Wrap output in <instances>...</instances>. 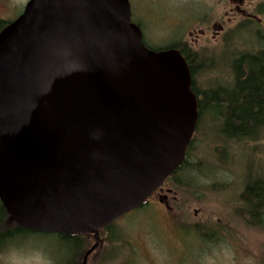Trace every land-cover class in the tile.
<instances>
[{
  "label": "water",
  "instance_id": "water-1",
  "mask_svg": "<svg viewBox=\"0 0 264 264\" xmlns=\"http://www.w3.org/2000/svg\"><path fill=\"white\" fill-rule=\"evenodd\" d=\"M188 65L145 47L128 0H29L0 33V204L18 228L91 235L182 164L197 121Z\"/></svg>",
  "mask_w": 264,
  "mask_h": 264
},
{
  "label": "rangeland",
  "instance_id": "rangeland-1",
  "mask_svg": "<svg viewBox=\"0 0 264 264\" xmlns=\"http://www.w3.org/2000/svg\"><path fill=\"white\" fill-rule=\"evenodd\" d=\"M12 1L14 16L28 0ZM128 1L146 45L168 47L179 38L213 58L212 65L219 70L197 76L200 91L212 80L229 81L225 74L233 57L264 44V14L256 13L264 0ZM204 121L208 123L192 146L191 165L179 176L196 182L183 185L189 202L178 213L170 196L169 208L152 197L143 208L118 219L111 232L101 233L104 241L86 264H264V219L259 227L248 226L232 214L239 208L235 197L247 172H264V140L229 146L228 155L225 147L213 151L225 141L218 131L224 122L211 124L209 117ZM85 241L87 248L75 264H82L94 243L93 237ZM71 254V247L55 236L27 233L7 241L0 234V264H66Z\"/></svg>",
  "mask_w": 264,
  "mask_h": 264
},
{
  "label": "trees",
  "instance_id": "trees-1",
  "mask_svg": "<svg viewBox=\"0 0 264 264\" xmlns=\"http://www.w3.org/2000/svg\"><path fill=\"white\" fill-rule=\"evenodd\" d=\"M256 13L259 15L264 14V3L257 8ZM240 29L241 27H238V33H240ZM259 45L260 47L255 50H247L246 53L233 57L231 64L227 65L228 67L226 68L225 75L229 81L218 83V80H212L209 82L211 84L209 85L210 87L206 86V89L200 91L196 85L197 76L201 73H207V71H218L219 66L213 67V58L211 56L206 58L201 49L194 50L187 42L182 41L181 44L179 42L173 44V47L180 50L188 65L192 79L191 90L196 95L198 106L197 126L190 145L186 150L185 158L182 164L164 183L168 184L175 192L177 201L174 208L178 213L190 199L187 197V188L185 187L194 186V183H196L186 179L183 181L179 176L181 171L187 170V167L191 165L189 159L193 154V143L199 138V130L203 128L204 124L208 123L204 121V118L209 117L212 120L211 124L220 121L224 122V126L221 127L222 130L218 131L224 136L225 141H220V147L214 148L213 151H218L225 147L226 151L224 153H226L229 146L234 147V145L245 144L246 142L259 143L264 140V44H262V47L261 44ZM216 59H214V62L218 63ZM208 61L210 62L207 63ZM258 170L264 173L261 169ZM262 173L254 172V170L253 172H247L245 182L241 185V191L238 195L240 196L241 204L235 212L248 226L259 227L260 221L264 219V175ZM193 189L196 190L197 188ZM113 228H115L114 223L101 230L100 234L102 232L107 233V231L109 233ZM195 229L198 230L196 227ZM27 233L36 234L15 226L0 204V234L7 241H10L19 235ZM48 236L58 237L63 244L71 247V260L69 259V263L66 264H75L77 256L84 253L87 248L86 238H92L89 235ZM110 241V238L106 239L107 243ZM119 243L121 242L119 241Z\"/></svg>",
  "mask_w": 264,
  "mask_h": 264
},
{
  "label": "flooded vegetation",
  "instance_id": "flooded-vegetation-1",
  "mask_svg": "<svg viewBox=\"0 0 264 264\" xmlns=\"http://www.w3.org/2000/svg\"><path fill=\"white\" fill-rule=\"evenodd\" d=\"M29 1V0H28ZM28 1H26L25 5L22 7V9L16 14V15H12L11 13V2H13L12 0H0V33L6 28L8 27L11 23H13L17 18H19V16L22 15L23 11H24V8L26 6V4L28 3ZM130 11H131V22L133 24H135L136 26H138V28L140 29L141 33H142V30H141V26L139 24H137L136 22H134L133 20V14H132V10H131V7H130ZM142 42L143 44L145 45L146 48L150 49V50H154V51H164V50H176L177 52H179L181 54V56L183 57L182 53L180 52V50L178 48H175L173 47V44L171 46H168V47H151L150 45H146L145 42H144V35L142 34ZM180 43L181 44V40L178 38V41L176 43ZM175 44V43H174ZM192 46V45H191ZM184 58V57H183ZM165 183V182H164ZM159 188L157 189L154 194L149 198V200L154 197L156 199H158L159 203L162 204V205H166L167 206V203L166 200H167V197L170 196L172 201L176 203L177 201V197L175 195V192L173 191V189L168 185V184H164ZM165 193L166 196H162V194ZM236 198V201L235 203H238L239 205L241 204V201H240V196H237L235 197ZM148 200V201H149ZM235 200V199H234ZM148 201L146 203H148ZM232 203H234V201H232ZM234 203V204H235ZM238 205V206H239ZM168 207V206H167ZM169 208V207H168ZM171 208V207H170ZM175 208H173L174 210ZM236 208H233L232 210V214L234 215L235 218H240L238 213L235 212ZM242 220V218H240ZM244 222V221H243ZM245 224V223H244ZM220 230H227L225 227H221L219 228ZM101 235V234H100ZM101 238V236H100ZM103 238H101V242H100V245L103 243ZM99 245V247H100ZM98 247V249H99ZM97 249V250H98ZM96 250V251H97Z\"/></svg>",
  "mask_w": 264,
  "mask_h": 264
}]
</instances>
